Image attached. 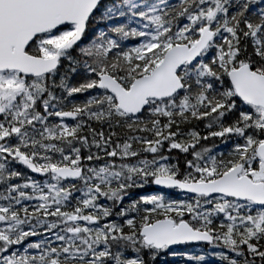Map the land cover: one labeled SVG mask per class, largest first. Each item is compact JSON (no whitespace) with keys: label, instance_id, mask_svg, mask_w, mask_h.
<instances>
[{"label":"snow or ice","instance_id":"6c2138e0","mask_svg":"<svg viewBox=\"0 0 264 264\" xmlns=\"http://www.w3.org/2000/svg\"><path fill=\"white\" fill-rule=\"evenodd\" d=\"M213 261L264 264V0H0V264Z\"/></svg>","mask_w":264,"mask_h":264},{"label":"trees","instance_id":"16d2710c","mask_svg":"<svg viewBox=\"0 0 264 264\" xmlns=\"http://www.w3.org/2000/svg\"><path fill=\"white\" fill-rule=\"evenodd\" d=\"M18 167H22V166H18ZM30 174H31V173H30ZM31 175L35 176L34 174H31ZM173 195H176V193H173ZM213 264H218V262L213 261Z\"/></svg>","mask_w":264,"mask_h":264},{"label":"water","instance_id":"95a60500","mask_svg":"<svg viewBox=\"0 0 264 264\" xmlns=\"http://www.w3.org/2000/svg\"><path fill=\"white\" fill-rule=\"evenodd\" d=\"M34 175H36V174H34Z\"/></svg>","mask_w":264,"mask_h":264}]
</instances>
